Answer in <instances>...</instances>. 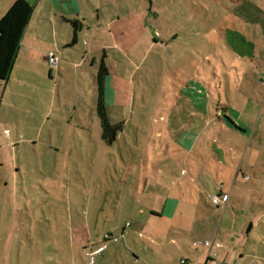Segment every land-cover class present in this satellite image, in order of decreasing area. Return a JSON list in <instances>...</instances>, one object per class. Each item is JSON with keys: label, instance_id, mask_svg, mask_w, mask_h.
Wrapping results in <instances>:
<instances>
[{"label": "rangeland", "instance_id": "374dc122", "mask_svg": "<svg viewBox=\"0 0 264 264\" xmlns=\"http://www.w3.org/2000/svg\"><path fill=\"white\" fill-rule=\"evenodd\" d=\"M193 1L200 2L201 5L195 6L192 4ZM255 1L260 8H264V0ZM244 4L246 8L236 7L230 0H129L132 21L128 19V27H131L128 39L133 44L128 51H113L110 58L113 74L107 84L105 99L107 109L114 112L116 118L120 119L127 114L126 119L129 121L125 134L120 131L119 139L112 145L102 140L97 133L98 118L96 115L93 116L96 91L91 78V56L81 67L85 70L86 77L81 78V83H77L75 77L78 74L74 65L64 64L63 66L67 65V69H63L61 75L59 69H52L50 76L49 68L45 69L42 66L43 69L40 67L41 63L27 62L24 54L20 55L4 99L5 121L12 122L8 124L11 126L10 133L9 135L4 131L2 133L10 139L14 135V139L18 140L21 146L19 155L15 153L8 155L11 158L15 155L18 161L21 160V165L17 163L21 166L17 184L24 186L34 198L35 193L44 189L50 192L51 198L48 200L52 203L47 201L44 206L49 205L48 210L50 206L52 207V212L49 210L47 214L49 218L54 212L53 227L50 226V221L44 220L43 212L38 209V217L43 221L37 223L34 220L31 230L21 227V232L26 238L29 236L36 238V247L41 253L43 251L46 253L44 249L46 243L48 247L46 258L53 260L51 264L65 261L59 254L68 253L72 258L73 251H76L77 256L76 259H70L71 264H125L123 256L127 253L128 244L132 247L130 242L136 241L140 244L142 236L144 238L167 236L166 233L170 236L175 235V229L168 230L167 221L148 220L144 222L145 227L141 223L143 220L137 221L146 217L148 212L146 210L158 205L155 202L156 196H159L158 202L162 201L163 195L171 189L172 182L146 180L147 184L141 179L140 174L143 175L144 169L148 167L149 171H154L156 166L151 160L149 163L145 161L146 155L154 159L156 157L154 153L163 156L164 150L172 158L174 154L176 158H183L186 155L184 149L165 147L172 141L169 140L171 134L165 127L168 120L172 122L174 119L168 115L170 109L174 108L177 102L179 107L176 109H180V106L190 107L185 100L175 101L174 88L177 85L184 86L186 81L194 77H206L210 72L214 77H219L217 83L213 84L214 107L222 108L221 111L230 110L233 117L229 119L228 130L222 129V121H214L204 133H201L199 142L191 154V161H201L202 159L198 158L200 156L205 160L209 158L208 163L204 165L211 178L205 177L204 180L201 177L197 179V183L192 180L191 183L196 189L193 188L192 193L185 190L183 204L193 203V206L199 208V214L205 217L210 216L212 211L222 215L218 218L214 214L218 221L222 218L225 220L221 224L218 240L224 239L227 246H233L236 257L243 251L240 246L241 241L245 240V249L252 254L254 252L255 256H248L249 258L242 264H264V37H262L264 31L259 29L261 34L259 36L253 32L247 36V39L256 41V46L260 45L256 53L257 58L251 60L250 56L254 53L247 48L254 47L245 45L247 48L242 47L239 53H230L233 68L227 71L224 64L219 61V57L224 58L226 50H229L226 42L231 40L229 31H224L225 23L229 27L232 26V22L237 19L236 9L251 15L255 13L256 6L253 0L252 6L247 2ZM37 20L38 13L33 18L30 29H33ZM110 21L115 23V27H119L117 20H111V13ZM46 22L51 25L48 19ZM105 23V19L97 20V27L101 28V24ZM250 23L251 25L254 23V16ZM262 26L264 27V22ZM176 28L182 30L181 35L176 37L173 43L164 44L160 36L161 33H165L163 29L173 31ZM186 32L189 35H186ZM51 33L48 32L47 41L51 39ZM97 38L101 39L99 35ZM172 38L173 36L170 39ZM125 39L124 37L123 40ZM84 40L90 43L91 37L87 34L82 38V41ZM87 41L77 45L74 52L78 54L76 61L82 60L81 52L89 49ZM61 51H65L64 56L60 55ZM206 54L211 57L205 58ZM56 55L63 63L65 59L75 61L71 59V52L63 47L58 49ZM122 75L128 80H122L120 77ZM222 77L223 89L218 96V84L221 83ZM230 78L233 79V85H228ZM6 83L3 85H7ZM78 111L81 115L87 114L83 120L89 127L78 125ZM223 111L222 117L228 119ZM237 113L241 114L236 116ZM39 114H46V118L49 119L42 123ZM235 117L240 126L234 124ZM180 119L182 120L183 116ZM52 124L56 129V140L61 139L59 135H63L69 143L79 142L80 149L72 145L67 149L70 165L61 161L46 164L45 158H42L45 149L38 147L40 152L36 150L34 154L31 142H27L34 138L31 127L41 125L44 138ZM198 127L200 129L203 125ZM176 135L178 136V133ZM213 136L214 143L206 141L207 145H204L205 140ZM82 140H86V143L82 144ZM146 144L150 148H146ZM14 150L12 149L13 152ZM82 155L86 159L85 162ZM60 157L65 159V156ZM107 157L110 159L108 162L110 165L105 162ZM217 158L224 159V163L218 162ZM13 166L8 168L11 174L16 173L18 169V166ZM170 166L175 167V177L179 175L184 179L190 176L189 173L188 176H183L182 170L187 171L184 166L172 164ZM29 169L30 172H27ZM34 171L37 173L48 171L49 177L46 180L41 174L34 175ZM128 172L131 174L127 175ZM198 183H201V188ZM145 184L147 190L143 191ZM221 185L223 190L230 194L224 209L212 202V196L218 193ZM38 199L39 196L37 203ZM138 209H144L145 213L143 215L137 213ZM131 213H134L133 217ZM58 215L63 216L66 223H63ZM76 219L82 222H77ZM210 219L212 220V216ZM251 223L256 227L250 228ZM216 225L218 230V223ZM87 234L95 240L94 243L98 241L103 244L102 246H108L105 259L96 252L95 262L91 263L88 253L97 246L92 247L87 243ZM109 234L117 238L118 242L113 239L104 243ZM73 238L75 240L72 243ZM128 239L130 242L127 244ZM84 242L87 249L85 261L80 254ZM7 249L9 246H6V250L4 246V254ZM120 251L123 256L120 255ZM116 253H119L120 263ZM128 258L129 255L126 256L127 260ZM24 260L26 257L21 261L17 259L16 264H25Z\"/></svg>", "mask_w": 264, "mask_h": 264}, {"label": "crops", "instance_id": "0c3cea01", "mask_svg": "<svg viewBox=\"0 0 264 264\" xmlns=\"http://www.w3.org/2000/svg\"><path fill=\"white\" fill-rule=\"evenodd\" d=\"M15 0H0V18L8 11L11 5ZM33 5V14L27 25L22 41L21 48L19 50L17 59L15 61L11 76L8 81H0V264H16V260L21 261L22 258L26 257L25 264H51L53 260H49L46 258V254L48 255V247L46 243L44 244L45 252H39V248L36 247L37 240L34 237L26 238L24 234L21 232L22 228H28L31 230V224L35 220V222L39 223L43 221L38 217V209H41L43 212V218L45 221H50V226H52L53 216L52 213L48 218L49 210L52 212V207L44 206L48 200L51 198L50 192L46 189L40 191L39 193H35V198L28 190L22 186L17 184L18 174L21 172V160L18 161L17 157L14 155L13 158L8 157L10 153L18 154L21 153L19 149L21 146L19 145V141L14 139V135L11 136V139L6 135H9V127L8 124L12 122L5 121L6 113L3 114L4 108V99L7 95V89L9 87L10 81L12 79V75L14 74V70L18 63V59L21 54H24L27 62L30 63H41L40 67H44L45 69L49 68V75H52V69H59V74L63 73V69H67V65H74V69H77L78 76L75 77L77 83H81V78L86 77V72L84 69H81L83 63H87V59L91 56L90 68H91V78H93L94 87L96 91V102L93 108V116L96 115L98 118V128L97 133H99L101 139L103 140V129L101 119L98 115L97 111V82H96V74L99 69L100 61L102 57L105 58V63L108 68V75L105 77V99L107 94V84L109 78L112 76L111 66H110V58L112 57V53L114 50H119V52L128 51L130 47H132V41L128 39L131 35V27H128V19L132 21V10L128 5L129 0H27ZM152 1V0H151ZM233 5L236 7L243 6L246 8L244 3L250 4L252 6V0H230ZM256 6L255 13L253 15L247 14V12L237 11L235 15L237 17L236 20L232 22V26L229 27L227 23H225L224 31H229V37L231 40L226 42V45L229 47L227 49L224 58L219 57V61L222 62L225 66V69L228 71L230 68H233L234 65L231 64V56L230 53H239L242 47L251 46L254 47L251 49L250 47H246L250 52L254 54L250 56L251 60L257 58V50H259L260 45L256 46V41L251 39H247V36L251 35V33H255V35H261L259 29L264 31V27L262 23L264 22V8H260L257 1L253 0ZM193 5H201L200 2H192ZM106 6H109L107 8ZM205 9V5H202ZM38 13V20L35 23L33 29H30V24L32 23L33 18ZM110 13L111 20L118 21L119 27H115V23L110 21ZM254 23L251 25L250 21L253 19ZM208 17L206 16V19ZM51 22V25L46 22V20ZM105 19L106 23L101 24V28L97 27V20L102 21ZM72 21H76L78 23V29H75ZM254 26V29H253ZM232 28V29H231ZM164 30V34H160L161 40L164 44L169 45L176 41V37L181 35L182 30L176 28L173 31ZM52 32L51 39L47 41L46 37L48 36V32ZM98 33V34H97ZM30 36L28 37V35ZM89 35L91 37L90 43L87 40L82 41L85 35ZM186 35H189L187 32ZM184 34V35H185ZM205 34V33H204ZM98 35L101 39L97 38ZM206 35V34H205ZM173 36L172 39H170ZM203 36V35H202ZM63 37V38H62ZM103 37H109L108 39H103ZM126 38L123 40V38ZM163 37V39H162ZM264 37V34H262ZM167 38V39H165ZM105 40H107L105 42ZM89 45V49L87 51H82V60L76 61L75 59L78 54H75V50L77 49V45L81 43H86ZM97 41H99V45L97 46ZM46 42V43H45ZM246 45V46H245ZM60 47L67 49L71 52V59L75 60L71 62L69 59H65V63L63 60L60 61L58 67H53L50 65L48 60V54L54 52L57 54V51ZM65 51L60 53V55L64 56ZM44 56V57H43ZM230 56V57H229ZM211 57L208 54L205 55V58ZM60 58V57H59ZM259 58V57H258ZM219 62V63H220ZM74 63V64H73ZM218 63V64H219ZM64 64H67L63 66ZM217 64V67H218ZM42 67V68H43ZM87 67V66H86ZM43 68V69H44ZM199 68V67H198ZM251 68V66H250ZM238 69V67L236 68ZM36 71V70H35ZM16 72V71H15ZM232 73V72H231ZM119 74L120 71H119ZM230 74V73H227ZM82 75V77H80ZM42 76V73H41ZM210 76V77H209ZM229 76V75H228ZM122 80L127 81L128 79L123 75L120 76ZM127 79V80H126ZM219 77H214L211 75V72L208 76L203 78L194 77L190 81H186L184 86L179 87L178 85L174 88V97L175 101L185 100V103L189 104V108H183L180 106V109H176L179 107V102L174 104V108H171L169 111V116H173L172 122L168 120V124L165 125L166 129H168L171 137L169 140V145L165 147L169 148H178L184 149L186 155L183 158H176L175 154L172 158L171 155L168 154L166 150L163 151V156H160L159 153H154L155 158L152 159L148 155L145 156V161L149 163V161H153L156 166L154 167V171H149V167L144 169L145 173L143 175L140 174L141 179L145 180H168L172 181L170 183L171 189L168 193L163 195V199L161 202H158V197H155V202L158 203L157 206L146 210V217L138 219L137 221H141L142 226L145 227L148 220H162L167 223L168 230L175 229V235L170 236L166 233L167 236H157V237H148L144 238L143 236L140 238V244L130 242L132 247L128 244L127 253L122 254L120 251V255L123 256V261L126 264H181V260L185 259L186 264H213V261H216L214 264H242L249 258L248 256H255L245 249L246 241H241L240 248L243 250L240 252L239 256L236 257V253H234L233 246H227L228 244L224 239L218 240V235L221 232V224L224 223V219L218 221L219 217L222 215L215 214V211L210 214L212 216V220L210 216H202L199 214L200 210L197 206H193V203L183 204V195H185V190H190L192 193V189L196 188L192 185V180L197 183V179L201 177L205 180V177L211 178L206 168V164L209 161V158L198 157L202 159L201 161H191V154L194 150V147L197 146V142L201 137V133H204L207 130V127L214 121H222V129L228 130V126L230 124V118L233 117L231 115L230 110L224 109L225 117H229L225 119L222 117V111L220 107H214L213 99V84L217 83ZM7 82V85H3V83ZM233 79H229L228 85L232 84ZM177 83V82H176ZM223 77L221 83L218 84L217 94L220 96L223 89ZM170 93V92H169ZM164 94H168V92H164ZM180 105H182L180 103ZM107 117L111 124H123V129L121 130L123 134L126 132V125L128 124L129 119H126V115H123L120 119L116 118V114L114 112H110L106 107ZM128 113V111L126 110ZM237 111H235L236 113ZM64 114V113H63ZM241 114V113H240ZM237 113L236 116L240 115ZM78 119L79 124L82 127L88 126L89 124L85 123L83 120L86 117V113L81 115V112L78 111ZM38 116V114H37ZM183 116V119L180 118ZM12 118V117H11ZM39 118L42 123L45 121L46 114H39ZM176 118V119H175ZM179 118V119H178ZM94 120V118H92ZM171 119V118H168ZM225 119V120H224ZM5 121V125H4ZM200 122L199 125H203L202 128L199 129V125L197 123ZM234 124L240 126V122L237 121L235 117ZM70 124V122H68ZM205 124V126H204ZM49 128L47 131L46 137L43 138L42 135V126H34L31 127V132L34 138L30 139L27 142H31V147L34 151L36 150L38 153L39 148H44L45 152L42 153V158H45L44 161L46 164L53 162H65L66 165H70L69 162V154H67V149L70 145L75 146L77 149H80L79 142L69 143L65 139V136H60L61 139L56 140V129L53 127ZM5 132L6 135H3L2 132ZM2 133V134H1ZM178 133V136L176 135ZM5 136V137H4ZM79 137V136H78ZM213 136L211 139H206L205 144L214 143ZM119 139V133L117 134V139ZM115 140V141H116ZM168 140V141H169ZM114 141V142H115ZM167 141V143H168ZM86 143V140H82V144ZM109 144V143H108ZM113 144V143H112ZM111 144V145H112ZM146 148H150L149 145L146 144ZM164 147V148H165ZM12 149H15L14 152ZM31 150V149H30ZM43 154L47 156H43ZM41 155V153H40ZM73 157V154H71ZM60 156H65V159ZM82 160L85 162V157L82 155ZM196 158V159H198ZM13 159V160H12ZM75 160V158H73ZM43 160V159H42ZM218 162L224 163V159L217 158ZM172 161V163H169ZM107 165H110L109 157L105 159ZM168 162V163H167ZM19 163V164H17ZM127 163V162H125ZM170 164L178 167H183L187 169V171H183V176H190L187 178H181V176L177 175L175 177V167L170 166ZM202 164L203 166H200ZM205 164V165H204ZM18 166L17 172L11 174L8 168L12 166ZM30 165V163H29ZM13 166V167H14ZM40 167V165H39ZM70 169V167H68ZM202 169V170H201ZM30 172V169L27 171ZM79 172V171H78ZM41 174L45 176L46 180L49 177V173L40 171L39 173L34 171V175ZM131 173H127L129 175ZM32 175V176H34ZM31 176V177H32ZM23 177V176H22ZM41 177V176H40ZM53 179V178H50ZM186 179V180H185ZM185 180V181H183ZM199 184V183H198ZM201 186V183L198 185ZM222 185L218 189V193ZM147 190V186L145 184L143 191ZM165 189V186H163ZM31 190V189H30ZM223 190V188H222ZM32 192V190H31ZM45 194H43V193ZM200 192H202L200 190ZM223 192H225L223 190ZM23 193V196H22ZM33 193V192H32ZM229 194L228 192H225ZM131 195V194H130ZM216 195V194H215ZM37 196H39L37 203ZM135 196V195H131ZM230 196V194H229ZM23 197V201H22ZM213 197V196H212ZM60 201V200H59ZM37 203V205H36ZM64 204V203H63ZM219 206V205H217ZM227 206V205H226ZM225 206V207H226ZM39 207V208H38ZM46 207V208H45ZM223 207L222 209H224ZM67 211V210H66ZM68 209V213H69ZM137 213L144 214V209H138ZM194 213H197L196 215ZM218 218H215V216ZM132 217L134 213L130 214ZM27 216V217H25ZM130 216V217H131ZM58 218H62V222L66 223V220L63 216H57ZM73 220V219H72ZM77 222H82L80 219H76ZM217 220V222L215 221ZM34 222V223H35ZM98 222V220H97ZM218 223V230L217 224ZM159 224V223H158ZM165 224V223H164ZM231 224V223H230ZM58 225V222H57ZM42 226V225H41ZM53 227V226H52ZM256 227L251 223L250 228ZM53 234V231H52ZM51 234V235H52ZM110 235V234H109ZM250 235V233L248 234ZM53 236V235H52ZM112 236V235H111ZM25 237V238H23ZM87 243L92 247L101 244L97 241L89 237L87 234ZM113 237V236H112ZM54 239V237H53ZM69 240H71L69 238ZM75 238H73L72 243ZM80 241L81 238H78ZM56 241V240H55ZM117 241V240H116ZM205 241H210L211 246L205 245ZM245 241V242H244ZM93 242V243H92ZM118 242V241H117ZM100 243V244H99ZM4 246L6 250V246H9L7 252L4 254ZM79 248V247H77ZM96 248V249H97ZM85 251V252H84ZM86 244L84 242L83 251L80 252L82 255V259L86 260ZM108 251V246H105L102 252H99L102 255V258H106V253ZM78 254V255H80ZM62 256L65 261L60 264H71L70 259H76L77 256L76 251H73L72 258H70V254H59ZM100 255V256H101ZM129 260L126 259L128 256ZM99 256V257H100ZM45 257V258H44ZM116 257L118 263H120L119 253H116ZM40 258V260H39ZM3 259V261H2ZM43 259V261H41ZM47 259V260H46ZM2 261V262H1ZM23 261V262H24ZM28 263H27V262ZM41 261V262H38ZM107 264V263H104ZM112 264V263H110Z\"/></svg>", "mask_w": 264, "mask_h": 264}, {"label": "trees", "instance_id": "16d2710c", "mask_svg": "<svg viewBox=\"0 0 264 264\" xmlns=\"http://www.w3.org/2000/svg\"><path fill=\"white\" fill-rule=\"evenodd\" d=\"M33 10V5L27 0H15L8 11L0 18V81H8L11 76ZM72 23L75 29H78V23L76 21H72ZM104 58L103 56L96 74L97 111L102 123L103 139L112 144L117 139V134L123 129V124H111L107 117L105 77L109 71ZM107 240L111 241L113 239L105 238L104 243Z\"/></svg>", "mask_w": 264, "mask_h": 264}, {"label": "built area", "instance_id": "2783aa9c", "mask_svg": "<svg viewBox=\"0 0 264 264\" xmlns=\"http://www.w3.org/2000/svg\"><path fill=\"white\" fill-rule=\"evenodd\" d=\"M48 60H49L50 65L53 66V67H58V65L60 63L59 56H57L54 52L49 53ZM228 199H229V194L223 192V190L221 188L220 192L212 197V202L214 204H216V205L225 207L227 205ZM106 238H108V239L112 238L114 240H117V238H114L111 235L106 236ZM211 244L212 243L210 241H205V245L211 246ZM104 248H105V246H100L99 248H97V249H95V250H93V251L88 253V255L91 257V263L95 262V259H94L95 253L96 252H98V253L102 252L104 250ZM215 262L216 261H213V264ZM181 264H186V260L182 259L181 260Z\"/></svg>", "mask_w": 264, "mask_h": 264}]
</instances>
